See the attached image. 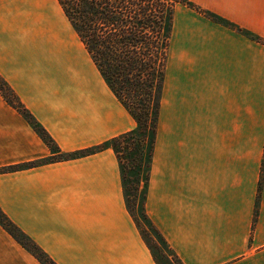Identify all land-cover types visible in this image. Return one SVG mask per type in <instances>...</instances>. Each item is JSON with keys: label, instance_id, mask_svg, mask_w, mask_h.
I'll use <instances>...</instances> for the list:
<instances>
[{"label": "crops", "instance_id": "0c3cea01", "mask_svg": "<svg viewBox=\"0 0 264 264\" xmlns=\"http://www.w3.org/2000/svg\"><path fill=\"white\" fill-rule=\"evenodd\" d=\"M188 2L174 19L146 212L182 264H264V45L248 37L263 39L264 0ZM0 77L62 153L136 128L58 0H0ZM52 158L0 94V170ZM0 210L55 264H156L112 149L0 173ZM0 264L41 263L0 225Z\"/></svg>", "mask_w": 264, "mask_h": 264}, {"label": "trees", "instance_id": "16d2710c", "mask_svg": "<svg viewBox=\"0 0 264 264\" xmlns=\"http://www.w3.org/2000/svg\"><path fill=\"white\" fill-rule=\"evenodd\" d=\"M58 2L104 82L133 118L136 128L99 147L71 154L62 153L0 77V94L28 121L54 155L51 160L5 168L0 170V173L16 172L50 161L75 160L112 149L120 163L124 180L125 167L123 169L120 157L122 151L124 154L134 155L139 168L145 163L150 168L166 80L174 10L182 1L58 0ZM202 13L214 22L227 25L225 21L212 14L204 11ZM248 37L264 45V39L252 34H248ZM118 149H121L120 152ZM0 225L41 264H55L1 210ZM153 228L157 231L154 226Z\"/></svg>", "mask_w": 264, "mask_h": 264}, {"label": "rangeland", "instance_id": "374dc122", "mask_svg": "<svg viewBox=\"0 0 264 264\" xmlns=\"http://www.w3.org/2000/svg\"><path fill=\"white\" fill-rule=\"evenodd\" d=\"M181 1H182L181 3H178L175 6L174 19L176 12L180 13L183 18L184 11L188 9L184 7V5L191 7L190 2H188L189 0L187 1L181 0ZM173 29H174V24H173ZM64 30H65V20H64ZM173 32H172V36H173ZM172 36L170 39V46L172 43ZM261 37H263L264 39V36ZM81 55H82V48L80 46L79 47L80 68H82ZM88 71L87 72L90 74L91 72L90 68H88ZM90 83H92L93 85L98 84V76L96 73L92 78H90ZM120 150L121 149H118L119 152ZM121 153L122 154L120 157L122 159L123 169L125 167L124 169L125 178L124 180L122 178V185L124 183L123 190H124L126 205L128 208V212L133 218L139 232L142 235L144 242L151 251L156 264H181L182 262L180 263L178 261L180 259H177L178 257L169 248L166 241L162 238L161 234L157 233L158 230L156 231L153 228L154 225L150 221L149 216L146 212L147 191L150 182V168L147 167V163L143 164L141 168H139L138 163H136L135 161L134 155H131L130 153L124 154L123 151Z\"/></svg>", "mask_w": 264, "mask_h": 264}]
</instances>
